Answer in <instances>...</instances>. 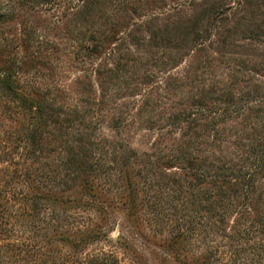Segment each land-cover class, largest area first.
I'll return each mask as SVG.
<instances>
[{"label":"rangeland","instance_id":"1","mask_svg":"<svg viewBox=\"0 0 264 264\" xmlns=\"http://www.w3.org/2000/svg\"><path fill=\"white\" fill-rule=\"evenodd\" d=\"M13 56L56 121L0 160L51 197L18 217L34 240L100 230L76 264H264V0H0Z\"/></svg>","mask_w":264,"mask_h":264},{"label":"trees","instance_id":"2","mask_svg":"<svg viewBox=\"0 0 264 264\" xmlns=\"http://www.w3.org/2000/svg\"><path fill=\"white\" fill-rule=\"evenodd\" d=\"M25 63L13 56L7 66L0 67V148L3 147L0 160L13 159L19 148L23 151L20 157L32 160L44 140L46 126L56 122L52 105L44 98L35 99L34 91L26 84L21 86L20 75L24 74L21 68ZM4 162L5 166L0 168V264H76L82 246L98 238L101 231L78 235L58 233L55 237L45 235L34 240L37 234L28 231L27 225L17 223L18 217L20 221L31 218L37 203L51 197L32 188L30 178L25 175L19 172L9 175L10 165ZM222 175L234 179L251 176L248 170H230ZM17 202L20 204L16 205ZM51 242L64 243L69 252L52 248Z\"/></svg>","mask_w":264,"mask_h":264}]
</instances>
